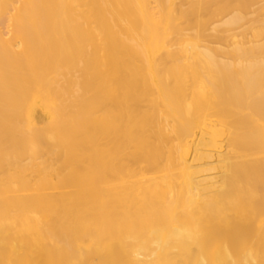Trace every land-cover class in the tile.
Here are the masks:
<instances>
[{"label":"bare ground","instance_id":"6f19581e","mask_svg":"<svg viewBox=\"0 0 264 264\" xmlns=\"http://www.w3.org/2000/svg\"><path fill=\"white\" fill-rule=\"evenodd\" d=\"M0 264H264V0H0Z\"/></svg>","mask_w":264,"mask_h":264},{"label":"rangeland","instance_id":"374dc122","mask_svg":"<svg viewBox=\"0 0 264 264\" xmlns=\"http://www.w3.org/2000/svg\"><path fill=\"white\" fill-rule=\"evenodd\" d=\"M40 110V109H39ZM39 110H37V113H36V115H38L39 117H40V120H41V122H42V120H43V118H44V120H43V122H45L46 121V119H47V115L46 114H44V112L43 111H39ZM40 112H42L43 113V117H42V113H40ZM41 115V116H40Z\"/></svg>","mask_w":264,"mask_h":264}]
</instances>
